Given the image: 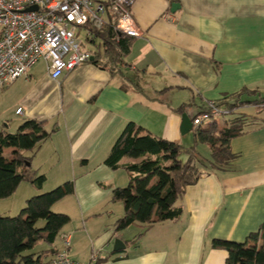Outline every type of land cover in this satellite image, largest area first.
I'll return each mask as SVG.
<instances>
[{"label":"crops","instance_id":"crops-1","mask_svg":"<svg viewBox=\"0 0 264 264\" xmlns=\"http://www.w3.org/2000/svg\"><path fill=\"white\" fill-rule=\"evenodd\" d=\"M133 12L142 34L131 39L119 72L89 61L53 79L47 61L39 60L0 87V133H16L27 119L45 121L48 138L22 152L35 175L49 180L56 170L55 179L75 181L71 196L80 219L66 225L53 254L69 235L70 256L81 262L98 252L100 264H227L228 252L214 248L213 240L244 242L264 223V110L236 109L257 116L258 124L232 140V168L210 170L197 162L200 177L186 190L181 216L138 239L137 225H131L137 228L132 239L123 237L131 226L117 230L125 207L112 200V191L130 181L105 160L129 122L188 147L193 128L183 134L176 111L183 103L195 98L186 109L193 117L201 103L246 86L264 95V0H137ZM20 106L23 114L16 112ZM5 150L12 159L17 147ZM197 150L202 161L211 159L209 145ZM74 212H68L71 221ZM116 238L128 241L125 250H113Z\"/></svg>","mask_w":264,"mask_h":264},{"label":"trees","instance_id":"trees-1","mask_svg":"<svg viewBox=\"0 0 264 264\" xmlns=\"http://www.w3.org/2000/svg\"><path fill=\"white\" fill-rule=\"evenodd\" d=\"M132 38L134 36L119 33L110 25L95 28L92 36L87 37V41L96 46L94 51L91 50L94 55L91 62L112 73L119 72ZM83 43L85 45V41ZM194 104L195 98L183 103L176 111L183 114ZM215 104L223 110L220 115L225 120L222 124L218 121L194 124V144L188 147L154 135L135 122L126 125L105 160L113 170L123 169L130 181L127 186H117L112 191V200L122 202L125 207L124 216L116 222L117 230L137 225L140 227L138 239L156 224L176 221L183 211L181 203L188 186L200 177L201 168L197 162L210 170L232 168L237 158L232 151V140L258 124L257 116L249 117L235 111L252 104L260 113L264 110V95L258 89L246 86ZM200 108V113L195 116L210 110L205 103H201ZM45 124V121L27 119L16 133H0V199L13 195L23 180L28 179L36 188H43L46 175L34 174L31 159L22 150L33 151L48 138L51 132ZM202 143L209 145L212 152L208 162L198 157L197 146ZM10 146L17 147L12 159L4 155V148ZM74 190L75 181L69 180L28 198L18 215L7 216L0 212V264H49L51 258H47L54 256L52 248L56 249V243L71 222L69 214L55 212L52 207ZM40 220H44L43 226H38ZM212 246L228 252L227 264H264V223L244 242L214 239ZM103 259L99 257L98 264Z\"/></svg>","mask_w":264,"mask_h":264},{"label":"built area","instance_id":"built-area-1","mask_svg":"<svg viewBox=\"0 0 264 264\" xmlns=\"http://www.w3.org/2000/svg\"><path fill=\"white\" fill-rule=\"evenodd\" d=\"M137 0H0V87H7L41 59L53 79L90 61L93 52L79 37L82 30L92 36L95 28L112 26L119 33L138 37L142 30L134 16ZM37 7L31 9L30 7ZM210 110L193 117L195 125H204L223 113L215 102ZM24 113V107L17 108ZM49 264H98L99 254L81 262L69 254L70 236Z\"/></svg>","mask_w":264,"mask_h":264},{"label":"rangeland","instance_id":"rangeland-1","mask_svg":"<svg viewBox=\"0 0 264 264\" xmlns=\"http://www.w3.org/2000/svg\"><path fill=\"white\" fill-rule=\"evenodd\" d=\"M80 35V38L81 40L85 41V44H87V48L89 50H95V45L88 42L87 41V36H86V32L85 30H82V32L78 33ZM215 119V120H214ZM213 120L212 119H208L206 122H205V125L206 124H209L210 122L212 121H216L218 120L219 123H223V121L225 120L222 115H219L217 117H215ZM6 156L7 154L10 155L11 153L8 152L7 150H5V153H4ZM206 157H204L203 155L201 156L200 160L203 159L205 160ZM206 162V161H205ZM41 169V168H40ZM43 170V169H42ZM55 173L57 175V171L55 170ZM55 173L54 174H51L50 175V179L49 180H46L45 183H44V188L41 192H47V191H50L52 190L53 188L59 186V185H62L64 184L66 181H61L60 179H55ZM36 176H39V175H36ZM129 184V182L125 185L127 186ZM38 189V190H41L39 188H36L35 184L33 182H31L30 180H23L20 184V186L18 187L17 191L7 197V198H4V199H0V212L3 214V215H7V216H15V215H18L20 214L22 208L26 205V201L27 199L26 198V195L27 194H33L34 191H31L32 189ZM36 192V190H35ZM39 194V193H37ZM36 195V194H34ZM34 195H31L30 197L34 196ZM28 197V198H30ZM116 203H119L120 205H123L124 204L120 201H116ZM80 209V207H76L75 206V201L72 200V196L71 195H68L66 196L65 198H63L62 200L56 202L53 207H52V210L55 211V212H63V213H67L69 214L68 212H74V217L72 218V221L71 223L72 224H75L78 222V220L80 219L79 216H78V213L77 211ZM44 225V220H40L38 222V226H43ZM134 232H137V228L136 226H131L130 230L129 231H126V233L124 234L123 237H127L129 236L128 239H132L133 235H134ZM117 239V238H116ZM115 243V242H114ZM58 246H59V242L56 243ZM114 247V245H113Z\"/></svg>","mask_w":264,"mask_h":264},{"label":"water","instance_id":"water-1","mask_svg":"<svg viewBox=\"0 0 264 264\" xmlns=\"http://www.w3.org/2000/svg\"><path fill=\"white\" fill-rule=\"evenodd\" d=\"M179 6L178 3H174L172 5V11H176V8ZM29 10L31 9H37V7H30L28 8ZM94 60V56L91 57V61ZM193 128V122H192V117H190V115L187 112H184L182 114V133H188L189 131H191V129ZM127 248V242H125L123 239L121 238H117L115 240L114 243V247L113 250L114 251H121V250H125Z\"/></svg>","mask_w":264,"mask_h":264},{"label":"clouds","instance_id":"clouds-1","mask_svg":"<svg viewBox=\"0 0 264 264\" xmlns=\"http://www.w3.org/2000/svg\"><path fill=\"white\" fill-rule=\"evenodd\" d=\"M93 56H94V55H93ZM90 61H91V59H90ZM194 116H195V115H194ZM194 116H193V117H194ZM193 117H192V122H193ZM214 118H215V117H214ZM214 118H213V119H214ZM213 119H212V120H213ZM214 120H215V119H214ZM216 121H218V120H216ZM204 125H205V124H204ZM193 126H194V122H193ZM63 236H64V235H63ZM61 250H62V249H61ZM61 250H60V251H61ZM60 251H59V252H60ZM57 253H58V252H57ZM57 253L55 252V253H54V256H55ZM94 253H95V252H94ZM69 254H70V250H69ZM92 255H93V254H92ZM92 255H91V257H92ZM54 256H52V258H53ZM99 257H100V255H99ZM52 258H51V259H52ZM51 259H50V260H51ZM90 260H91V259H90Z\"/></svg>","mask_w":264,"mask_h":264}]
</instances>
